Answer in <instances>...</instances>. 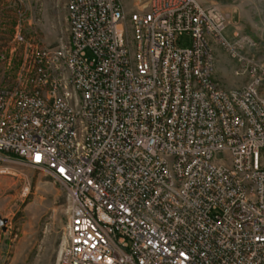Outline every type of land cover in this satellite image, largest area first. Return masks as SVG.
I'll use <instances>...</instances> for the list:
<instances>
[{"label": "built area", "instance_id": "built-area-1", "mask_svg": "<svg viewBox=\"0 0 264 264\" xmlns=\"http://www.w3.org/2000/svg\"><path fill=\"white\" fill-rule=\"evenodd\" d=\"M65 8L68 40L25 44L0 83V172L44 171L69 197L57 264H264L260 41L238 23L226 40L232 13L199 0ZM218 50L240 87L217 80Z\"/></svg>", "mask_w": 264, "mask_h": 264}, {"label": "rangeland", "instance_id": "rangeland-1", "mask_svg": "<svg viewBox=\"0 0 264 264\" xmlns=\"http://www.w3.org/2000/svg\"><path fill=\"white\" fill-rule=\"evenodd\" d=\"M232 13L223 30L231 41L238 23L262 46L264 58V0H199ZM19 31L25 43L14 40ZM0 36L12 58L0 64V83L11 84L25 58V44L53 48L69 38L65 0H0ZM191 37L184 34L179 46L186 48ZM217 80L228 89L240 87L241 77L232 73V63L220 50L216 53ZM89 56V55H88ZM0 172V264H57L68 223L70 202L67 191L44 171L20 163L3 165Z\"/></svg>", "mask_w": 264, "mask_h": 264}, {"label": "water", "instance_id": "water-1", "mask_svg": "<svg viewBox=\"0 0 264 264\" xmlns=\"http://www.w3.org/2000/svg\"><path fill=\"white\" fill-rule=\"evenodd\" d=\"M6 220L5 219H0V227L6 224Z\"/></svg>", "mask_w": 264, "mask_h": 264}]
</instances>
